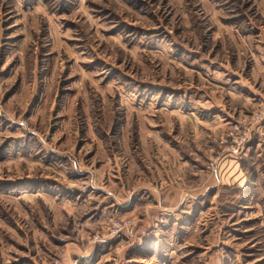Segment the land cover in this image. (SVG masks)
Returning a JSON list of instances; mask_svg holds the SVG:
<instances>
[{"label":"rangeland","instance_id":"1","mask_svg":"<svg viewBox=\"0 0 264 264\" xmlns=\"http://www.w3.org/2000/svg\"><path fill=\"white\" fill-rule=\"evenodd\" d=\"M0 264H264V0H0Z\"/></svg>","mask_w":264,"mask_h":264},{"label":"built area","instance_id":"2","mask_svg":"<svg viewBox=\"0 0 264 264\" xmlns=\"http://www.w3.org/2000/svg\"><path fill=\"white\" fill-rule=\"evenodd\" d=\"M133 224V221L128 219H115L108 225V231L110 234L115 235L124 230L129 229Z\"/></svg>","mask_w":264,"mask_h":264}]
</instances>
